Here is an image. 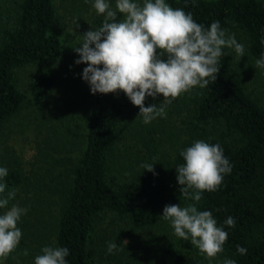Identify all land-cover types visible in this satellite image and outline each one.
<instances>
[{"label":"trees","instance_id":"trees-1","mask_svg":"<svg viewBox=\"0 0 264 264\" xmlns=\"http://www.w3.org/2000/svg\"><path fill=\"white\" fill-rule=\"evenodd\" d=\"M165 2L190 12L205 28L219 21L244 46V56L225 47L215 82L181 94L165 117L145 124L122 91L91 93L85 113H71L78 101L51 100L58 77L46 67L28 92L22 90L19 69L61 55L63 40L53 27L64 15L55 0H0V144L19 130L36 145L26 169L15 150L7 163L0 157V167L8 170L6 192L16 190L8 209H27L17 226L20 247L28 252L0 264H35L46 246L68 248V264H264V104L247 84L248 69L264 53V0ZM103 20L94 17L95 29ZM153 104L159 102L147 97L145 106ZM171 114L180 116V126ZM197 140L219 144L232 171L217 191H204L194 202L181 197L176 168L185 163L180 152ZM190 203L210 211L228 233L216 258L178 238L161 217L166 205ZM229 216L235 227L224 223ZM109 242L119 250L109 254Z\"/></svg>","mask_w":264,"mask_h":264},{"label":"clouds","instance_id":"clouds-1","mask_svg":"<svg viewBox=\"0 0 264 264\" xmlns=\"http://www.w3.org/2000/svg\"><path fill=\"white\" fill-rule=\"evenodd\" d=\"M93 7L104 20L101 27L82 35L81 45L74 48L80 57L75 63L87 65L82 78L93 95L122 91L139 107L138 116L145 124L165 117L166 106L181 94L197 86L205 88L210 80L215 82L225 47L244 56V46L234 34L227 35L219 21L205 28L190 12L173 8L165 0H143L142 4L139 0H116L115 8L107 0H94ZM119 14L122 18L118 19ZM255 67L264 69V53ZM159 95L164 97L159 105L145 106L147 97ZM180 155L185 163L176 168L177 180L186 200L199 202L202 192L217 191L224 175L232 171L219 144L197 140ZM142 167L154 172L153 165ZM7 175V168L0 167V209L8 208L16 196L15 189L6 192L8 186L3 181ZM26 213L27 209L12 205L0 215V259L6 260L19 245L22 231L17 224ZM161 217L170 222L178 238L190 241L209 260L224 251L228 233L217 226L210 211H199L196 203L166 205ZM224 223L235 227L231 216ZM107 250L112 254L119 250L118 245L109 242ZM41 252L35 264H68L70 252L66 247L46 246ZM237 252L245 255L247 249L238 245ZM24 255H28L27 250ZM222 264L236 261L225 259Z\"/></svg>","mask_w":264,"mask_h":264},{"label":"rangeland","instance_id":"rangeland-1","mask_svg":"<svg viewBox=\"0 0 264 264\" xmlns=\"http://www.w3.org/2000/svg\"><path fill=\"white\" fill-rule=\"evenodd\" d=\"M78 2L79 4L77 6L76 4L73 5V2L70 0H55L58 12L61 15H64L63 18H60L54 23L53 27L54 31L60 34L63 40V51L61 55L55 59L39 61L38 63L28 65L17 71V81L20 88L25 92H28L30 82L36 72L43 67L50 69L58 77L57 86L50 96L51 100L54 101V103H57L62 98L68 97L72 101L74 99L75 103L78 101V105L76 106L74 112H71L75 113L77 116L85 113L87 108L86 103L87 100L90 99L91 90L89 84L82 78L83 69L87 67V65H77L75 63V61L80 57L74 51V48L81 45L83 39L82 35L85 32L95 30L93 19L95 16H98L93 7L94 0H88L87 3L85 0H78ZM107 2L115 8L116 0H107ZM119 18H122V14L118 15V19ZM164 58L166 59V57ZM248 70L247 84L250 87L249 89H251V93L260 96L262 98L261 102L264 104V69L253 66ZM163 99L164 97L162 95L155 98L159 104L163 101ZM169 109H171L170 105H167L166 113ZM170 119L173 125L180 126L182 124L180 116L176 114H171ZM0 138H3V136H0ZM32 139L33 138L31 136L28 138L26 134L20 132L19 130L11 133L9 137H7L6 141H3V143L0 144V157L4 158L5 163H7L9 157L13 154L12 150H15L17 155H20L23 159V166L26 169L30 166L29 161L32 160L33 154L36 152V145L33 143ZM5 144L9 145L6 151L4 150ZM163 148L170 151L169 144L165 143ZM4 211H6V209ZM136 234L138 235V233ZM128 240L129 237L123 238L124 242ZM20 245L21 244H19L15 251H13L10 255L18 257V253L23 254L24 251L27 250V248L20 247ZM24 264H28L27 259L24 260Z\"/></svg>","mask_w":264,"mask_h":264}]
</instances>
